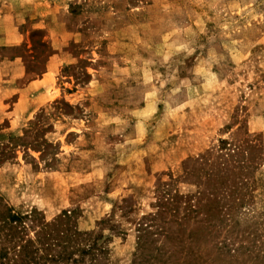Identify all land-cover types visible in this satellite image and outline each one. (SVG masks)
<instances>
[{
	"label": "rangeland",
	"instance_id": "obj_1",
	"mask_svg": "<svg viewBox=\"0 0 264 264\" xmlns=\"http://www.w3.org/2000/svg\"><path fill=\"white\" fill-rule=\"evenodd\" d=\"M40 3L0 50V264H264V0L0 11Z\"/></svg>",
	"mask_w": 264,
	"mask_h": 264
},
{
	"label": "crops",
	"instance_id": "obj_2",
	"mask_svg": "<svg viewBox=\"0 0 264 264\" xmlns=\"http://www.w3.org/2000/svg\"><path fill=\"white\" fill-rule=\"evenodd\" d=\"M36 9H37V12H36L37 17H34L32 18L34 20L32 21L30 20V22H27V25L29 24L30 28L26 32L24 31L22 32L19 30L16 24V18L14 17V12L9 11V10L0 11V50L12 47L14 45H21L23 43L27 44V47L30 48L31 46L30 40H31L32 34L35 31H38V30L50 31V28H51L50 25L53 26V24L49 23V20L46 16L47 8L45 7L43 3H40V6ZM51 32L52 31H50V33ZM54 40H58V38L56 37L54 38ZM50 72H51L50 68L47 66L45 73L44 75H42L41 78L43 79L44 77L45 79V77L51 74ZM36 82L38 81H32L30 82V85H34Z\"/></svg>",
	"mask_w": 264,
	"mask_h": 264
}]
</instances>
